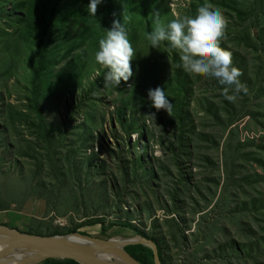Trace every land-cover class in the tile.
Listing matches in <instances>:
<instances>
[{
	"label": "rangeland",
	"instance_id": "374dc122",
	"mask_svg": "<svg viewBox=\"0 0 264 264\" xmlns=\"http://www.w3.org/2000/svg\"><path fill=\"white\" fill-rule=\"evenodd\" d=\"M207 2L229 21L221 47L232 52L248 93L232 103L217 80L191 75L184 132L173 103L171 116L145 115L156 112L149 89L167 88L173 102L179 57L166 42L152 48L146 34L153 12L167 24L195 15L205 0H117L136 52L133 76L105 88L107 69L88 41L65 60L58 56L37 106L34 48L0 37V225L40 236L82 227L80 233L110 240L134 238L123 226L130 224L159 239L163 264H264L262 2L246 22L238 9L251 10L252 0ZM14 3H0V31H16L6 24ZM99 28L100 38L108 27ZM69 64L76 86L55 79ZM39 107L48 131L37 125ZM96 219L100 226H91Z\"/></svg>",
	"mask_w": 264,
	"mask_h": 264
},
{
	"label": "trees",
	"instance_id": "16d2710c",
	"mask_svg": "<svg viewBox=\"0 0 264 264\" xmlns=\"http://www.w3.org/2000/svg\"><path fill=\"white\" fill-rule=\"evenodd\" d=\"M6 1L8 3L11 0H0V3ZM15 1L13 7L10 8L8 14L12 17L6 21L7 25L18 26L16 31L12 34L7 33L6 27L0 31V37L5 40H11L17 48L19 46H28L31 49L34 48L33 58L36 62L35 78L33 80V98L34 104L37 106L41 101V83L46 81L43 85L42 91H47V80H51L52 77L49 73L54 72V63L58 56L65 60L67 57L72 56L81 47L86 45V42L90 41L89 48L93 51H97L99 47V39L97 33L99 27L111 28L113 20H119L117 9V0H102L98 5L96 17H92L87 12V5L90 0H12ZM119 1V0H118ZM216 5H223L225 0H211ZM124 2V1H123ZM262 2V9L260 10L264 14V0H252L251 10L243 11L238 9V18L241 21L253 20L256 15L253 10L254 7ZM238 3H235L237 8ZM147 15L148 10L144 8ZM19 14V15H18ZM166 19H169L170 15L165 12ZM258 22V21H257ZM261 23H259L260 25ZM13 35V36H12ZM104 35L100 33V36ZM63 38V39H62ZM62 39V40H61ZM3 40H0V48L4 49ZM173 65L175 66V81L176 89L174 91L173 104L177 106V118L179 119L182 130L189 131V87L193 81V77L178 68L176 65L180 62L179 57L174 56ZM74 69L72 64H69L63 71L59 72L55 79L59 82H68L72 86H76V75L70 68ZM63 75V77H60ZM49 85V84H48ZM165 94H167V88H164ZM38 111V124L48 131L46 119L44 113L39 107ZM234 119L230 120V124L234 123ZM135 124V122H134ZM133 124V125H134ZM229 124V125H230ZM174 220V219H173ZM100 226V221L96 219L91 226ZM179 226V223H176ZM129 228L134 236H142L149 240H154L160 250V259L163 260V249L161 248L159 239L151 234L146 235L139 232L137 228H134L130 224L123 225ZM85 227V226H83ZM102 227V226H101ZM82 228V227H81ZM81 228L73 233L81 232ZM103 231L105 230L102 227ZM82 234L91 236L87 232ZM126 251L135 258L141 264H155L154 251L148 247L137 245L129 246ZM43 264H78L75 261L70 260H48Z\"/></svg>",
	"mask_w": 264,
	"mask_h": 264
},
{
	"label": "clouds",
	"instance_id": "9594fccd",
	"mask_svg": "<svg viewBox=\"0 0 264 264\" xmlns=\"http://www.w3.org/2000/svg\"><path fill=\"white\" fill-rule=\"evenodd\" d=\"M102 0H90L87 12L96 17L98 5ZM153 29L146 34L152 48H159L161 43L178 52L179 63L176 65L190 75L205 79H215L224 85L222 95L229 102L235 103L240 94H247L246 83L240 77L243 72L234 66L232 52L221 47V40L226 35L229 23L219 8L205 0L195 15L176 16L164 24L158 11L152 13ZM105 36L99 39L98 50L94 54L95 61L107 69L104 76V87L118 86L121 80L127 82L133 76L131 61L136 56L124 24L113 20L110 29H104ZM147 98L149 107L156 112L145 115L156 120V113L164 110L169 116L173 104L162 87L149 89Z\"/></svg>",
	"mask_w": 264,
	"mask_h": 264
},
{
	"label": "water",
	"instance_id": "95a60500",
	"mask_svg": "<svg viewBox=\"0 0 264 264\" xmlns=\"http://www.w3.org/2000/svg\"><path fill=\"white\" fill-rule=\"evenodd\" d=\"M136 238L139 239L134 240ZM128 240L127 242L102 240L80 232L63 236H40L0 225V261H8L13 255L29 252L33 256L19 261L18 264H41L48 260H70L78 264H141L126 251V248L142 245L153 249L155 264H163L159 247L154 240L142 236ZM85 242L91 247H83L82 244ZM102 253L113 255L114 258L101 259L98 255Z\"/></svg>",
	"mask_w": 264,
	"mask_h": 264
},
{
	"label": "bare ground",
	"instance_id": "6f19581e",
	"mask_svg": "<svg viewBox=\"0 0 264 264\" xmlns=\"http://www.w3.org/2000/svg\"><path fill=\"white\" fill-rule=\"evenodd\" d=\"M75 240H79V238H74ZM115 241L118 242H127L129 241L128 239H120V238H113ZM139 238H136L134 240H138ZM83 247L85 248H89L91 247L87 242L82 244ZM93 250V249H92ZM33 255L30 254L29 252H22L16 255H13V257H11L12 259H9L8 261H0V264H18L19 261H24L30 257H32ZM101 259L104 260H111L113 259V255H110L108 253H102L98 255Z\"/></svg>",
	"mask_w": 264,
	"mask_h": 264
}]
</instances>
